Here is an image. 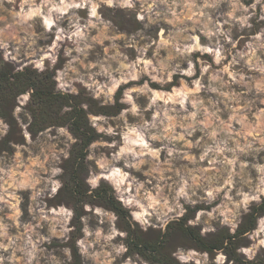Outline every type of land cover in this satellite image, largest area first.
I'll use <instances>...</instances> for the list:
<instances>
[{
	"label": "clouds",
	"instance_id": "9594fccd",
	"mask_svg": "<svg viewBox=\"0 0 264 264\" xmlns=\"http://www.w3.org/2000/svg\"><path fill=\"white\" fill-rule=\"evenodd\" d=\"M117 11L141 27L131 34L119 31L107 18ZM0 20H5L0 67L13 65L7 84L16 85L17 76L23 80L32 73L33 83L45 81L53 96L69 98L58 104L57 122H41L32 110L37 88L23 84L12 89L11 117L26 143L8 141L14 155L0 156V213L10 210L0 215V264H40L41 258L45 264H71V247L60 250L62 260L45 256L42 246L51 237L67 243L75 231V225L69 226L76 215L73 207H49L45 197L54 201L65 187L58 179L65 175L61 165L71 159L74 146L84 143L72 130L77 117H68L78 111L96 136L103 134L75 148L87 153L85 163H94L83 180V235L75 240L82 257L94 264L264 261V215L253 212V207L264 208V108L246 98L255 90L264 104V0H0ZM149 29L154 35L146 34ZM97 45L103 56L96 53L89 60ZM61 48L68 58L62 67ZM79 86L101 108L121 105L118 114L90 112ZM121 86L127 87L117 99ZM73 98L81 99L79 105ZM34 115L40 127L29 131ZM10 130L8 118L0 115V141ZM34 146H39L35 154ZM102 186L127 213L124 219L133 232L158 229L163 240L169 225L187 217L184 227H199L201 239L215 234L218 226L227 228L232 245L245 238L250 243L235 246L231 259L225 251L228 239L211 252L178 244L167 255L151 253L150 259L135 251L126 255L130 234L118 227L121 217L87 199L96 200ZM21 190L31 193L28 213L35 224L20 221ZM190 209H195L193 216ZM248 215L254 226L242 231ZM93 217L108 225L106 232L89 228ZM45 223L50 236L38 231Z\"/></svg>",
	"mask_w": 264,
	"mask_h": 264
},
{
	"label": "trees",
	"instance_id": "16d2710c",
	"mask_svg": "<svg viewBox=\"0 0 264 264\" xmlns=\"http://www.w3.org/2000/svg\"><path fill=\"white\" fill-rule=\"evenodd\" d=\"M12 71L13 65L11 64L6 65L5 68L0 67V115H4L8 118V122L11 124V131H16V129L18 128L16 127L15 121L11 117V110L15 102V96L14 94H12V89L17 87L18 85L23 86V84L25 86H32L37 88V93L33 101L32 110L34 111V114L38 115L41 118V122L43 121V119H51L52 122H57L55 117L58 116V104H66L67 99L69 98L59 97L58 95L53 96L51 93V85L45 81H37V83H33V81L31 80V76L34 74L32 73H28L23 78V80H21V78L17 76V84L9 86L7 84V81ZM124 87L127 86H121V89L118 90L117 95H120L122 93ZM20 90L23 89H17V91ZM3 91H8L9 96H6ZM82 96L83 95L81 93V98ZM73 99L75 100L74 102L77 105H79V103L81 102V99L79 98ZM89 111L97 112L93 111L92 107H89ZM36 115H34L33 126H30L29 128L30 131H33V129H37L40 127V123L35 122ZM72 116L77 117V119L73 122L72 130L84 141V143L78 146H74L71 159L65 162V169L69 174V182L66 183L69 186L72 197L75 199L74 207L77 212L76 219L79 220L80 215H82L83 213L82 204H80V202L85 199L84 193L86 192V189L84 188L85 184L83 183V175L86 173L88 165L87 162L85 163L83 158V155H87V153L75 151V148L87 147V144L91 142L92 139H98L99 136H96L94 130L88 127L83 111L68 114L69 119ZM60 121L63 122V118H60ZM33 135L35 136V132H33ZM107 192L108 189L102 186L101 189H98L95 193L97 199L92 200L91 197H88V200L91 203L103 205L109 209L115 210L118 213V215L121 217L118 224L124 230H128L130 234L129 240L127 241L130 250H137L146 259L151 258V253H155L157 255H167V244L169 243L171 237L178 232L193 240L195 244L199 246L202 250H208L209 252H211L212 249L218 248L217 246L204 242L203 239L198 236V231L196 230V228L186 229L184 227L185 222H183L182 220L177 224L169 225V231L167 235L163 238V240L161 239V237L151 240L144 238L143 232H141L138 228L135 232L130 229L129 225L124 219L127 216V213L124 212L121 208H119V206L112 198L107 196ZM257 211H259L261 214L262 212H264V208L256 209L255 207H253V212ZM245 225H247V227ZM253 226L254 218L252 215H248L245 218L244 223L241 225V230L247 231L248 228H251ZM74 251L75 254H77V249L75 245Z\"/></svg>",
	"mask_w": 264,
	"mask_h": 264
},
{
	"label": "rangeland",
	"instance_id": "374dc122",
	"mask_svg": "<svg viewBox=\"0 0 264 264\" xmlns=\"http://www.w3.org/2000/svg\"><path fill=\"white\" fill-rule=\"evenodd\" d=\"M107 18H111L113 20V23L117 26L118 30L121 32H127L128 34H131L132 32H134L136 30V28L141 27V25L139 24H135L132 20H127L123 17V14L120 13L119 11H117V15L115 17H107ZM5 24V20H0V26H3ZM155 27V26H153ZM146 34L147 35H154L153 32L151 31V29L146 30ZM93 35H95V32H93ZM247 38V37H246ZM203 42V41H202ZM41 44H43L44 42L41 41ZM107 41H105V45H107ZM118 43H120L121 45L123 44V41H118ZM244 43V41H241V45ZM240 45H238L239 47ZM122 51L124 50L123 48L121 49ZM129 53H134V50H127ZM63 53V48H61V55H60V65L61 67L63 66L64 63L67 62L68 58L63 57L62 55ZM96 53H98L100 56H103V51L102 48L97 45L96 48V52L91 55L89 57V60H95L97 58ZM73 55H75V53H73ZM149 55H151V52H149ZM199 55V54H197ZM2 59V58H0ZM47 63V62H46ZM59 67V65H58ZM95 71V70H94ZM85 79H87V77H85ZM137 83H142V81H133L130 82V84H137ZM81 87V93H82V99L87 100L86 102H88L90 104V107H92L93 111H97V112H92L93 114H104V115H108V116H112V115H116L119 112L120 107H122L121 105L117 104V106L115 108L112 107H107L106 108H101L98 103L96 101H92L90 98L86 97L84 94L86 92L85 89ZM152 87L156 88L157 86L152 85ZM237 91H244L245 89L242 86H235ZM122 94V93H121ZM116 94L117 99L121 96ZM135 96V94H133ZM209 95H214V94H209ZM247 99L249 100H254L256 101V104L258 107L260 108H264V104H260L259 100L257 98V94L255 93V90L248 92L247 93ZM142 103V98L141 101H139ZM15 103V102H14ZM126 107V106H124ZM255 108L253 109V112H255ZM252 117L250 116V119ZM23 119V117H22ZM24 122L26 123L27 121L24 120ZM111 122V121H110ZM115 126V125H114ZM235 127L239 128V125H235ZM30 131V130H29ZM20 133V129L17 128L16 131H11L9 132L8 136H6L4 138V140L0 141V156H2L5 152H7L8 157H11L14 155L15 153V148H12L8 141H13L15 143H26L22 137V135L19 134ZM197 136L200 135V133L196 134ZM103 134H100V136L98 137V139L100 137H102ZM32 139L35 141L36 140V136L33 135ZM105 140H108L107 137H104ZM110 142V141H109ZM258 146V145H257ZM39 151V146H34L33 147V152L34 154L36 152ZM101 151H106L104 149H101ZM261 156H264V152L260 153ZM25 158L27 157V153H24ZM243 159V157H242ZM251 157H248V160H251ZM66 162V161H65ZM65 162L63 165H61V167H63L65 169ZM88 168L92 167L94 168V163L89 161L87 162ZM206 165V162H205ZM71 168V167H70ZM69 168V170H70ZM88 171V169H87ZM87 171L86 173L83 175V178H85L87 176ZM136 175L140 178H143L142 176H140V174L136 173ZM253 175H255V173H253ZM58 179H62L65 182V187L62 188L60 190V192H58L57 197L55 198V200H48L47 197H45V201L46 203H48L49 207H53L59 203H65L66 206H68L67 204L71 205V207H73V209L75 210L74 207V203H75V199L72 197L71 193H70V189L69 186L67 185V183L69 182V174L67 173L66 169H65V175L63 177H58ZM67 182V183H66ZM84 188L87 190V186L85 185ZM247 190V189H245ZM19 196L22 197V202L20 204V210L23 213V215L20 217V221L21 223H32L35 224L36 222L33 221L31 219L30 214L28 213V207L31 204V200L29 199L31 193L29 190H21L18 191L17 193ZM88 199V198H87ZM89 201V200H88ZM97 204V203H94ZM100 205V204H98ZM105 207V206H104ZM200 206L198 205L197 208H199ZM107 208V207H106ZM76 211V210H75ZM195 212V209H190L188 215L189 216H193ZM5 214H10V210L5 208L4 209V213H0V215H5ZM77 214V212H76ZM83 214V213H82ZM262 215H264V212L261 213ZM247 216H245L243 219L245 220ZM187 218V217H186ZM186 218H183L182 221L185 222ZM75 225V231L73 233H70L69 235L72 237V239H70L67 243H65L62 238H57V237H51V243H45L42 247L45 248V256L48 255L49 253L54 254L56 256H58L60 259H66L62 252L60 251L62 248L64 247H71L72 248V255H73V260L71 262V264H94L93 261H91L88 258L82 257L77 250V254H75L74 251V245H75V240L79 237H82L83 233L81 231V229L84 227V223L80 221V219H76V215L74 216L73 220L70 222L69 226H73ZM88 226L90 229H95V227H102L105 229V232L107 231L108 225L105 223L104 225H100L98 220L93 217L92 219H90L88 221ZM118 227H120V225L118 224ZM122 230H124L122 227H120ZM196 230L199 232V227L196 228ZM21 231H23V229H21ZM38 231L41 233V235H45V236H50L49 233V229H48V225L47 223L44 224V226L40 229H38ZM227 228H219L217 226V232L215 234H208V236L203 239L204 242L209 243L211 245L217 246L219 247H223V241L224 239H228L229 240V247L225 249L226 253L229 255V259L233 258L234 254H235V246H239L240 244H243L244 246H247L248 243H250L249 241L245 240L244 241H239L237 240L236 244L232 245L231 244V237L227 235ZM11 234H16V230L15 229H11L10 230ZM143 236L146 239H157L159 237H161V233L159 232L158 229L154 230L152 228H149L148 232H143ZM242 235V233H241ZM117 240H119V237H117ZM116 241H114L115 243ZM178 244H185L188 246H193L198 248L199 250H202L199 246H197L195 244V242L193 240H191L190 238H188L187 236L183 235L182 233H175L169 243L167 244V251L168 250H174L175 246ZM132 251L138 252L137 250H130L129 249V253H127L126 255H131ZM262 253H264V249L261 250ZM139 253V252H138ZM141 256H143L141 253H139ZM144 257V256H143ZM145 258V257H144ZM258 259L260 258V254H258ZM146 259V258H145ZM40 264H45V261L43 258H41L40 260ZM237 264H240V258H237ZM261 264H264V261L261 262Z\"/></svg>",
	"mask_w": 264,
	"mask_h": 264
}]
</instances>
